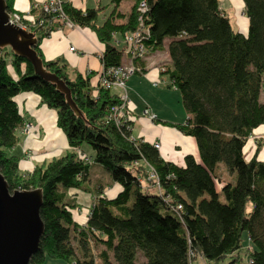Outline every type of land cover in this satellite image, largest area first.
<instances>
[{
	"label": "trees",
	"instance_id": "trees-1",
	"mask_svg": "<svg viewBox=\"0 0 264 264\" xmlns=\"http://www.w3.org/2000/svg\"><path fill=\"white\" fill-rule=\"evenodd\" d=\"M4 1L11 12L14 0ZM122 1L110 0L111 9L102 17L101 6L81 10L62 2V10L103 45V71L121 64L112 38L135 31L139 17L148 30L147 51L163 50L168 40L167 87L177 90L189 115L182 124L168 125L195 141L197 156L187 154L178 165L161 158L152 143L133 138L128 116L118 122L110 116L119 104L117 94L103 88L99 78L94 84L90 73L71 79L65 65L45 60L40 35L33 49L43 68L65 83L80 116L28 61L10 51V72L0 54V174L9 191L40 189L42 196L43 233L28 264L46 258L66 264H194L197 257L209 264H264V159L258 156L264 138L256 140L250 159L244 158L247 140L264 126V0H242L245 33L232 30L218 0H132L119 22ZM139 2L145 4L142 12ZM39 10V28L59 20ZM136 63L142 75L144 63ZM20 93L37 95L55 111L70 149L24 173L10 153L23 123L14 101ZM81 144L93 150L90 160L77 153ZM91 164L102 166L119 190L107 198L98 189L86 223L78 225L66 193L83 188ZM220 164L227 181L220 179ZM148 167L155 179H148ZM147 184L159 192L149 193Z\"/></svg>",
	"mask_w": 264,
	"mask_h": 264
},
{
	"label": "crops",
	"instance_id": "crops-1",
	"mask_svg": "<svg viewBox=\"0 0 264 264\" xmlns=\"http://www.w3.org/2000/svg\"><path fill=\"white\" fill-rule=\"evenodd\" d=\"M45 0H14L12 11L19 13L24 20H38L40 15V5ZM68 2L73 7L85 10L87 8H96L98 6L105 7L100 12L99 16H106L111 5L110 0H60ZM220 8L229 15H234L236 29L235 31L245 33L248 27V20L244 14V7L242 0H218ZM123 1L119 4L118 11L124 14L123 17L118 19L119 22H124L126 15L130 12V8L126 12H122L119 8ZM233 10V13L226 12ZM230 18V17H229ZM46 34H42L44 32ZM29 32H31L29 30ZM37 37L40 35L38 47L45 60L58 61L59 64L65 65L69 77H74L76 73L85 76L91 75V80L96 84L100 74L103 72V67L100 62L103 45L98 41L93 31L88 28L72 26L68 27L59 20H53L49 25L45 22L42 28L38 29ZM168 40L164 41L163 52L165 61L168 62L166 52V45ZM70 47H74L75 51H69ZM11 72V71H10ZM136 77H130L127 82V96L128 102L126 105L127 114L131 123V136L136 139L153 143H159L158 152L164 160L183 164V157L187 154L197 156V149L195 141L188 136L181 134L175 128L168 125L182 124L188 118L187 113L182 116L164 113L161 107H157L152 101L153 97L147 96L151 88H159L158 92L169 88L168 77L164 74H158L157 70L149 67L142 75L136 74ZM156 83V85H154ZM172 91L176 94V90ZM179 95V94H178ZM136 97V99H135ZM155 100V97H154ZM18 111L23 119V123L16 130L17 142L10 150V153L19 158L18 166L22 171H31L35 166H41L70 151L67 140L63 132L56 126L55 111L49 109L40 102V98L32 93H20L14 97ZM138 106L142 109L148 108L154 114L156 119L154 123L150 122L147 118L136 116L138 113ZM162 110V113H161ZM137 117L139 119H137ZM30 123L31 129L25 132L23 130L24 123ZM136 124V125H135ZM25 151H30V157L27 159L24 156ZM83 156L86 154L84 150L81 151ZM88 156V155H87ZM82 157V156H81ZM86 157V156H85ZM92 158V156H89ZM115 184V183H113ZM116 189L112 195L106 193L105 188H101L103 196L112 198L118 192L119 187L115 184ZM75 193L74 201L77 205V211L73 210L72 217L75 223L83 225L87 221V214L80 209L88 206L90 202V195L87 193H80L77 189H70ZM88 207L87 212L89 211ZM78 212V213H77Z\"/></svg>",
	"mask_w": 264,
	"mask_h": 264
},
{
	"label": "water",
	"instance_id": "water-1",
	"mask_svg": "<svg viewBox=\"0 0 264 264\" xmlns=\"http://www.w3.org/2000/svg\"><path fill=\"white\" fill-rule=\"evenodd\" d=\"M7 21L6 4L0 0V49L9 47L14 55L28 61L34 74L55 85L63 93L71 110L80 116L65 83L43 68L41 59L33 49L37 40L34 33L23 31ZM41 201L40 189L9 191L0 174V264H28L38 250L43 233L39 217Z\"/></svg>",
	"mask_w": 264,
	"mask_h": 264
},
{
	"label": "rangeland",
	"instance_id": "rangeland-1",
	"mask_svg": "<svg viewBox=\"0 0 264 264\" xmlns=\"http://www.w3.org/2000/svg\"><path fill=\"white\" fill-rule=\"evenodd\" d=\"M133 4L132 0H123V4L120 6V10L122 12H126L129 8H130V5ZM132 6V5H131ZM136 6H138V3L136 4ZM227 13L228 12H231V14L233 13V10H229V11H226ZM229 21H230V24H231V27H232V30L235 31L236 29V22H235V19H234V15H229ZM19 23L20 24H23L25 25L26 27L29 28V30H33L35 32V34L39 33L38 32V22L37 20H30V21H27V20H20L19 19ZM26 32H29V31H26ZM47 33V32H46ZM39 41V40H38ZM112 44L121 52V63L126 66L129 64L130 62V55L128 53H126L125 49H124V46H125V43H124V40H123V37L120 35V34H116L113 36L112 38ZM6 49V53H4V51H0V54L4 57V60H5V64H6V67H7V70L8 71H13L12 67L10 66V61H9V55L10 54V48L9 47H5ZM2 50V48L0 49ZM144 53H143V57H142V61L144 63V72L147 71V69L150 67H153L157 70L158 74H164V68H165V65H166V61L164 60L165 59V55L163 52H159V51H147V49L144 48ZM24 65L21 64V68H23ZM143 72V73H144ZM137 73L129 76L134 78L136 77ZM165 75V74H164ZM71 79L73 77H70ZM129 78L126 80L125 82V87H126V90H127V82L129 80ZM156 85V83L154 84ZM158 89L159 88H151L149 90V94L145 93L147 96L149 97H153L152 101L154 102V104L156 105L157 104V107H161V109H163V112L164 113H169V114H173L175 117L174 118H177V115H180L182 116V114L186 113L184 111V109L182 108L181 106V102H180V96L178 95V92L176 89L174 88H164L163 91L161 92H158ZM173 90H176V93H177V98H176V94H172L174 93ZM111 92L117 94L118 93V90L117 89H112ZM154 97H155V100H154ZM136 99V97H135ZM138 113H136L137 115L136 116H142V117H145L147 118L150 122L154 123L155 119L152 120L149 118V115L148 113L146 115H144L142 113L143 109L142 107L138 106ZM50 109V108H49ZM53 110V109H51ZM54 111V110H53ZM150 111V110H149ZM150 113L152 115H155L152 111H150ZM161 113H162V110H161ZM126 116H128L129 118V114H127V111H126ZM137 119H139L137 117ZM136 125V124H135ZM133 137V136H132ZM134 138V137H133ZM260 138H264V126L255 130L253 132V134L249 137V139L247 140L246 142V145L244 147V158L245 160H249L250 157L253 155L254 153V150H255V142L256 140H259ZM136 139V138H135ZM263 140V139H261ZM84 150L86 154L85 156H83V153L81 154V151ZM31 153V152H30ZM77 153L82 156L83 158H86L88 160L91 159V157L89 156H92L93 155V150L90 148L89 145H86V144H81L79 150L77 151ZM88 155V156H87ZM259 158L261 159H264V141H263V145H262V148L258 154ZM141 164V163H140ZM19 168V166H18ZM219 169V172H220V179L221 181H227L229 180V175L225 172V169L223 167L222 164L219 165L218 167ZM148 170L150 171V167H148ZM20 173H24V172H28V171H22L21 169H19ZM115 184H113V182L111 181L107 171L100 165L98 164H91L89 166V170H88V178L86 181H84L82 183V189H77L78 192L80 193H87L88 195H90V202L88 203V206H86L85 208L83 209H80V211H84L85 213L84 214H87V210H88V207L90 205H92L95 197H96V192L98 189H101V188H105V190L107 191L106 193H108L109 195H112L114 194L115 190L114 188L116 189V186H114ZM143 186L146 187V183L143 182ZM114 187V188H113ZM147 187H148V192L151 193V194H154L156 192H159L158 189H156V187H154L152 184H147ZM74 196H75V193H73L72 191H67L66 193V197L67 199L71 200L73 205L75 206L73 209L74 211H77L78 209L77 208V205L74 201ZM220 199H222V197L220 196ZM249 206V205H248ZM247 206V207H248ZM78 213V212H77ZM242 244L243 246H246L247 242H246V235L243 234V237H242ZM226 262L225 261H222L218 264H225ZM41 264H66L64 263L63 261H60V260H49V259H45V261ZM194 264H209V263H206L201 257H197L195 258L194 260Z\"/></svg>",
	"mask_w": 264,
	"mask_h": 264
},
{
	"label": "built area",
	"instance_id": "built-area-1",
	"mask_svg": "<svg viewBox=\"0 0 264 264\" xmlns=\"http://www.w3.org/2000/svg\"><path fill=\"white\" fill-rule=\"evenodd\" d=\"M138 10L142 12L145 9L144 2L138 3ZM40 8L42 11L48 14H56L59 21L65 23L66 26L72 27L74 26L64 15L62 10V1L60 0H45L41 3ZM8 21L7 23L12 26H17L19 29L23 31H29V28L23 24L19 23V19L22 20L23 17L17 13L16 11L7 12ZM138 27L133 32H128L123 36V40L125 43L124 49L126 53L130 55V62L128 65L124 66L122 63L116 67H112L106 71H103L101 76L99 77V83L103 88L107 89H117L119 104L114 106L111 109L110 116L118 122L121 119H127L126 116V105L128 102L127 90L125 87V82L129 78V76L140 73L141 68L137 65L136 61H142V55L144 53L145 46L143 45V39L148 33L147 28L143 25L141 17L137 19ZM146 49V48H145ZM69 51H75L74 47H70ZM165 69V68H164ZM165 71V70H164ZM142 113L146 115L148 113L149 118L154 120L156 119L155 115H152L148 108L143 109ZM127 117V118H126ZM31 129L30 123H24L23 130L25 132ZM152 145L159 149V143L154 141ZM25 158L30 157V151L24 152ZM148 179H155L154 173L150 169Z\"/></svg>",
	"mask_w": 264,
	"mask_h": 264
}]
</instances>
